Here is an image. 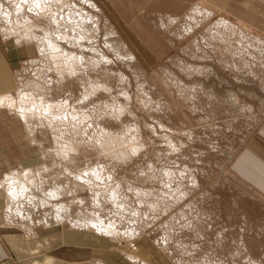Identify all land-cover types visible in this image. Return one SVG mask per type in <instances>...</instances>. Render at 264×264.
I'll return each mask as SVG.
<instances>
[{
	"label": "rangeland",
	"instance_id": "obj_1",
	"mask_svg": "<svg viewBox=\"0 0 264 264\" xmlns=\"http://www.w3.org/2000/svg\"><path fill=\"white\" fill-rule=\"evenodd\" d=\"M37 1L0 0L2 47L30 50L0 99L13 231L105 225L116 264H264V199L230 171L264 120V38L198 18L146 66L90 0Z\"/></svg>",
	"mask_w": 264,
	"mask_h": 264
},
{
	"label": "crops",
	"instance_id": "obj_2",
	"mask_svg": "<svg viewBox=\"0 0 264 264\" xmlns=\"http://www.w3.org/2000/svg\"><path fill=\"white\" fill-rule=\"evenodd\" d=\"M53 1L60 2V0ZM90 1L98 8L105 22L146 66L152 65L153 61H157L172 49L175 42L170 41H186L197 28L194 25L196 20L198 22V18H204L205 21L219 14L225 18H220L217 24L222 21L236 24L253 35L264 38V0ZM42 2L44 0L37 1L36 11L40 15H45L43 6H40ZM56 7L58 8L59 5ZM55 10L57 9L54 7L52 12L55 13ZM187 17L192 24L188 29L183 30L185 26H182L181 21ZM8 27H6L8 37H14ZM0 41H2L1 36ZM16 41L22 40L16 38ZM23 52H28L26 54L30 56L29 48L18 49L17 45L2 47L0 43V98L10 97L17 88L14 75L16 71L12 62L18 60V55L24 54ZM9 149L11 151L5 150V152L0 147L1 181L8 173L17 170L16 167L24 163L20 161V156L14 154L12 147ZM230 168L238 180L264 199V120L238 152ZM4 202L5 193L0 190V264H116L119 262L116 261L120 257L118 252L109 250L111 247L108 245L109 240L91 231L77 230L62 224L36 226L27 234L20 230L6 229L7 227H4L6 217L2 213L5 208ZM122 252L124 255L120 257L121 259L127 255ZM126 262L135 263L130 259Z\"/></svg>",
	"mask_w": 264,
	"mask_h": 264
},
{
	"label": "bare ground",
	"instance_id": "obj_3",
	"mask_svg": "<svg viewBox=\"0 0 264 264\" xmlns=\"http://www.w3.org/2000/svg\"><path fill=\"white\" fill-rule=\"evenodd\" d=\"M53 2V1H52ZM42 3H47L46 1L45 2H42ZM53 5V4H52ZM47 10V9H46ZM49 11H52V9H50ZM8 29V28H7ZM10 30V29H9ZM12 30V29H11ZM69 37V36H68ZM68 41V40H67ZM50 43H52V42H50ZM52 44H54V43H52ZM51 44V45H52ZM50 45V44H49ZM56 45V44H55ZM54 46V45H53ZM57 46V45H56ZM55 46V48H57ZM60 50V49H59ZM58 50V51H59ZM60 53H61V51H60ZM59 53V54H60ZM66 55H69V54H67V53H64V55H62L69 63H72V62H74L73 61V58H70L72 55L70 54L69 56H66ZM62 57V58H63ZM76 58V57H75ZM77 59H79V58H77ZM6 97H2V98H0V99H5ZM236 98V97H235ZM7 100V99H6ZM1 101V100H0ZM0 105H1V103H0ZM3 106V105H2ZM4 108V107H3ZM237 108V107H236ZM65 109V108H64ZM17 178L19 179V176L17 175V174H15V173H13V172H11V173H9V174H7L6 176H5V180L3 181V183L2 184H4V185H11L10 183H13V182H15V180H16V182L18 181L17 180ZM10 182V183H9ZM14 184V183H13ZM12 184V188H9L10 190L9 191H11L13 194H14V192H16L17 190H15V185H13ZM19 185V184H18ZM23 185V184H22ZM24 186V185H23ZM22 186V187H23ZM17 187V186H16ZM7 188V187H6ZM19 188H20V186H19ZM5 190V189H4ZM7 190H8V188H7ZM20 190V189H19ZM18 190V191H19ZM21 191V190H20ZM19 191V192H20ZM23 191V190H22ZM21 191V192H22ZM31 192V191H30ZM11 193V194H12ZM17 193V192H16ZM54 192H51V195L53 194ZM56 193V192H55ZM54 193V194H55ZM18 194H20V193H17V195H15V197L16 196H18ZM24 195V194H23ZM13 196V195H12ZM52 196H54V195H52ZM25 201V200H24ZM33 204V203H32ZM28 211V210H27ZM31 215V214H30ZM5 216H6V219H5V221H6V224H5V226L7 227V228H9V230H15L16 228V224H14L12 221H10V215H8V211H6L5 212ZM29 218V217H28ZM12 219V218H11ZM13 220V219H12ZM79 225V224H78ZM92 228H91V230L93 229V230H96L99 234H105V235H109L110 236V234H112V232H113V229L112 228H110V227H107V226H98L97 224L95 225V224H92ZM90 227V226H89ZM89 227H88V229H89ZM93 232V231H92ZM114 232H115V230H114ZM117 233V232H116ZM119 233H117V235H118ZM114 235V234H113ZM112 235V236H113ZM116 235V234H115ZM118 237V236H117Z\"/></svg>",
	"mask_w": 264,
	"mask_h": 264
}]
</instances>
